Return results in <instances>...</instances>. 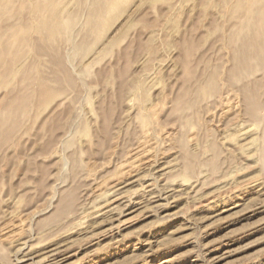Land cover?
<instances>
[{"label": "rangeland", "instance_id": "rangeland-1", "mask_svg": "<svg viewBox=\"0 0 264 264\" xmlns=\"http://www.w3.org/2000/svg\"><path fill=\"white\" fill-rule=\"evenodd\" d=\"M12 1L0 70L27 69L0 78V264H48L58 247L51 264H264V110L226 79L237 21L221 0H122L96 29V0H49L59 36L17 55L34 13ZM213 69L218 95L198 97ZM254 80L264 106V66Z\"/></svg>", "mask_w": 264, "mask_h": 264}, {"label": "bare ground", "instance_id": "bare-ground-1", "mask_svg": "<svg viewBox=\"0 0 264 264\" xmlns=\"http://www.w3.org/2000/svg\"><path fill=\"white\" fill-rule=\"evenodd\" d=\"M23 2L31 1L33 4V17L28 20H23L21 22V26L25 28L27 31V36L23 37V39H20V47L17 48L14 53L17 55L18 53L22 52V48L25 46L31 47L32 51H35L36 49H40L41 44L43 46H49L50 43H52L57 36H59V29L62 26V20L59 13H57L54 10L48 9V2L49 0H21ZM122 0H96L95 5L90 17L89 26L92 29L101 28L106 22L109 14L114 12V9H116L119 6V3ZM152 1V0H147ZM218 1V0H216ZM13 2L12 0H0V13L6 10H9L13 8ZM62 2V1H61ZM60 2V3H61ZM123 2V1H122ZM210 2V0L208 1ZM215 2V1H214ZM15 3V2H14ZM205 3V2H204ZM211 3V2H210ZM20 4V3H19ZM216 4V3H215ZM61 5V4H60ZM219 5L224 10V16L227 15L231 18H233L235 21H237L235 26L232 29V32L230 35L226 38V43L228 44V47L233 48V54H232V66L229 68L226 79L228 83L233 82L234 80H237L239 83V92L245 97L248 103V110L250 111L251 115L255 116L258 112L264 110L263 104L259 100V94L257 89L255 88V80L252 82H244V78L251 73L255 68L263 67L264 66V0H221L219 2ZM51 7V6H50ZM220 7V8H221ZM64 8V7H63ZM62 8V9H63ZM217 8V7H216ZM61 9V11H62ZM213 9V8H212ZM60 11V12H61ZM64 12V11H63ZM221 12V11H220ZM223 12V11H222ZM213 14V13H212ZM21 15L17 16L16 18H20ZM223 17V16H222ZM22 18V17H21ZM30 18V17H29ZM220 19V18H219ZM211 20V19H210ZM36 21L37 27L36 32L39 35V38L32 39L31 36H29L32 31V25L30 22ZM2 22V21H1ZM214 23V22H213ZM109 24V23H108ZM12 25V24H11ZM70 27V26H69ZM11 28L4 27L0 25V41H2V37L4 34H7ZM62 29V28H61ZM63 31V30H62ZM99 31V30H98ZM97 33V32H96ZM21 36V35H20ZM17 37V36H16ZM109 37V36H108ZM222 37V36H221ZM17 39V38H16ZM8 40V39H7ZM58 40V39H57ZM38 41V42H36ZM5 42V41H4ZM38 44H36V43ZM6 43V42H5ZM4 44V43H3ZM0 43V67L2 66V57L3 54H7L10 51V48H5L4 45ZM48 48V47H47ZM44 47L42 48V50ZM51 49V48H50ZM25 50V49H24ZM28 50V49H27ZM14 51V50H13ZM13 53V52H12ZM32 53V52H31ZM34 54V52H33ZM9 55V54H8ZM33 56V55H32ZM49 56V55H48ZM215 57V56H214ZM59 58V57H58ZM9 61V60H8ZM61 61V60H60ZM4 62V61H3ZM57 62V61H56ZM9 63V62H8ZM17 63V62H16ZM14 60L12 61L11 65L16 64ZM61 64V62H60ZM8 64V67L9 68ZM19 66V65H18ZM209 67V65H208ZM207 67V69H208ZM221 67V66H220ZM6 68V69H7ZM217 68V67H216ZM2 69V68H1ZM27 69V68H26ZM23 65L20 67H14L12 66L8 72H2L0 70V78L3 77L2 82L4 83L5 87H10L14 80L17 78V76H20V73H22L24 70ZM221 70L219 69H213L212 71H209L205 78H203L201 82V85L198 86L197 94L198 97L205 96L208 94H215L217 92V89H219L218 84L221 85L219 82L222 79V74L219 72ZM59 72V71H58ZM202 72V71H201ZM2 76V77H1ZM259 77V76H258ZM225 78V77H224ZM225 79V80H226ZM252 79V78H251ZM1 80V79H0ZM227 83V84H228ZM235 83V82H234ZM233 83V85H235ZM44 84V83H43ZM238 84V83H237ZM223 85V84H222ZM258 85V83H257ZM142 82L139 80H135L127 85V91H133V90H139L142 91ZM46 89L45 86H42ZM221 89V88H220ZM219 89V90H220ZM134 93L136 91H133ZM137 93V92H136ZM140 93V92H139ZM196 93V92H194ZM193 93V94H194ZM213 94V95H214ZM221 94V93H220ZM195 95V96H196ZM218 94H215V96ZM211 96V95H209ZM228 96V95H227ZM259 96V97H258ZM143 95L139 96V100L144 102L142 99ZM197 98V97H196ZM204 98V97H203ZM142 99V100H141ZM19 100V99H18ZM17 100V101H18ZM193 100V99H192ZM23 101V100H22ZM184 100L182 99V102ZM196 100L193 102L195 103ZM184 103V102H183ZM193 103L191 105H193ZM246 103V102H245ZM190 104V103H189ZM17 104H15L16 106ZM190 105V106H191ZM14 106V107H15ZM244 108V107H243ZM227 111V110H226ZM230 112V111H229ZM247 114V113H246ZM249 114V113H248ZM248 116V115H247ZM252 118V117H251ZM246 119V118H244ZM257 119V118H256ZM253 122V121H252ZM253 126V125H252ZM224 127V126H223ZM242 127V126H241ZM254 127V126H253ZM225 128V127H224ZM247 128V127H246ZM248 129V128H247ZM250 129V128H249ZM245 131V130H244ZM249 131V130H247ZM254 132V130H253ZM238 133V132H237ZM247 132H244L246 134ZM249 133V132H248ZM243 134V133H242ZM255 134V133H254ZM252 135V134H251ZM233 136V135H232ZM255 136V135H254ZM243 137V136H242ZM245 137V136H244ZM252 138V137H251ZM243 139V138H242ZM247 140V139H246ZM245 140V141H246ZM251 140V139H250ZM248 142V141H247ZM249 143V142H248ZM251 143V142H250ZM253 144V143H251ZM245 145V144H244ZM236 146V145H235ZM239 146V145H238ZM245 147V146H242ZM241 149V148H240ZM244 149V148H243ZM239 150V149H238ZM242 150V149H241ZM219 151V150H218ZM246 152V151H245ZM146 153V152H145ZM219 153V152H218ZM186 155V153H185ZM188 156V155H187ZM214 157V156H213ZM217 158V157H216ZM192 159V158H191ZM193 161V160H192ZM137 163V162H136ZM147 167V166H146ZM143 168V167H142ZM157 170V169H156ZM145 173V172H144ZM148 173V172H147ZM146 174V173H145ZM144 174V175H145ZM149 174V173H148ZM152 175V174H151ZM136 180V179H135ZM137 181V180H136ZM257 181V180H256ZM128 182V181H127ZM126 182V183H127ZM138 182V181H137ZM151 182V181H150ZM165 183V182H164ZM162 183V184H164ZM115 185V183H114ZM120 185V184H118ZM124 185V184H123ZM148 185V184H147ZM146 185V186H147ZM128 186V185H127ZM126 186V187H127ZM150 186V184L148 185ZM147 186V187H148ZM118 187V186H117ZM138 187V186H137ZM153 188V187H151ZM156 188V187H155ZM115 189V187H114ZM118 189V188H117ZM123 189V187H122ZM147 189V188H146ZM150 189V188H148ZM151 190V189H150ZM114 191V190H112ZM138 191V190H137ZM148 191V190H147ZM123 193L122 191H120ZM145 192V191H144ZM119 193V192H118ZM125 193V192H124ZM123 193V194H124ZM134 193V192H132ZM110 194V193H109ZM126 194V193H125ZM136 194V193H135ZM142 194V193H141ZM264 194V193H263ZM121 195V194H120ZM145 195V194H144ZM166 195V194H165ZM123 196V195H122ZM117 197V196H116ZM143 197V196H142ZM160 197V196H159ZM126 198V197H125ZM124 198V199H125ZM260 198V197H259ZM112 199V198H111ZM114 199V197H113ZM118 199V198H117ZM116 199V200H117ZM176 199V198H175ZM257 199V198H256ZM110 200V199H109ZM108 200V201H109ZM126 200V199H125ZM138 200V199H137ZM134 202V201H133ZM108 204V202H106ZM111 203V202H110ZM109 203V204H110ZM146 203V202H145ZM148 203V202H147ZM108 204V205H109ZM124 205V204H123ZM144 205V204H143ZM147 205V204H146ZM104 206V205H102ZM110 206V205H109ZM126 206V205H125ZM120 207V206H119ZM127 207V206H126ZM144 207V206H143ZM148 207V206H147ZM151 207V205H150ZM109 208V207H108ZM107 208V209H108ZM115 208V207H114ZM151 210V209H150ZM91 211V210H90ZM119 212V211H118ZM102 214V213H101ZM125 214V213H124ZM90 215V214H89ZM103 215V214H102ZM122 215V214H121ZM85 216V215H84ZM110 216V215H109ZM108 217V216H107ZM120 217V214H119ZM118 217V218H119ZM109 218V217H108ZM107 218V220H109ZM112 218V217H111ZM114 219V218H113ZM120 220V219H119ZM103 221V220H102ZM111 221V220H110ZM122 221V220H121ZM104 222V221H103ZM124 222V221H123ZM111 223V222H110ZM126 223V222H125ZM123 224V223H122ZM112 226L108 229L102 230L100 232H97V236L102 238L105 237L108 233H114L116 230H120L121 226H115L114 223L111 224ZM93 226V225H92ZM95 226V225H94ZM123 228V227H122ZM95 228H93L94 230ZM83 230V229H82ZM92 230V228H91ZM90 231V229H89ZM121 231V230H120ZM96 232V231H95ZM91 233V231H90ZM94 233V232H93ZM93 235V234H92ZM84 237V236H83ZM93 237V236H92ZM103 239V238H102ZM90 240L91 239L90 237ZM101 240V239H100ZM89 241V240H88ZM60 242V241H59ZM65 244V243H64ZM58 244V245H64ZM54 245V244H53ZM100 245V244H99ZM50 246V245H49ZM56 246V245H55ZM68 247V246H66ZM54 248V247H53ZM62 248V247H61ZM70 248V247H69ZM49 249V248H48ZM51 250V249H50ZM53 250V249H52ZM67 250V248H66ZM66 250L58 249L53 250L51 254H49L48 264H51L53 260L58 259L59 257H63L66 254ZM46 251V250H44ZM42 252V251H41ZM49 252V251H47ZM50 253V252H49ZM48 254V253H47ZM33 255V254H32ZM47 259V257H45ZM44 258V259H45ZM67 258V257H66ZM33 259V258H32ZM41 260V261H44ZM66 260V259H65ZM62 261L64 262L63 258ZM58 262V261H57ZM56 262V263H57ZM44 264V262H41ZM46 264V263H45Z\"/></svg>", "mask_w": 264, "mask_h": 264}]
</instances>
